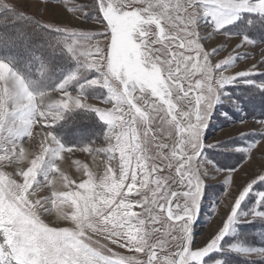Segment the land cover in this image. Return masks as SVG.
I'll return each mask as SVG.
<instances>
[{"label": "snow or ice", "instance_id": "6c2138e0", "mask_svg": "<svg viewBox=\"0 0 264 264\" xmlns=\"http://www.w3.org/2000/svg\"><path fill=\"white\" fill-rule=\"evenodd\" d=\"M138 3L143 6L134 7ZM82 7H90L95 13L90 19L103 24L104 32L95 35L105 37L104 47L98 43L91 45L95 36L60 27L61 22L42 24L38 21L66 34L65 39L50 45L53 54L57 49L66 51L77 61L76 71L52 89L62 91L65 98L45 104L48 93L35 90L45 72L44 65L40 67L37 80L29 81L0 59V152L3 153L0 162L13 164L23 160L25 151L18 148L17 142L31 136L37 118L47 121L50 117L57 121L63 116L62 110H68L71 105L74 109L94 111L106 122L109 131L105 139L110 142L106 151L113 154L109 160L119 153L118 165L107 167L98 178L85 166L88 179L75 190L71 187L72 180L61 172L64 187L69 190L53 191L50 197H38L43 184L37 176L50 182V175L59 171L56 161L60 154L73 152V148H66L51 132L45 133L43 140L47 143L41 145L40 154L31 159L26 170L21 168L17 173L22 182L11 177L5 182L3 178L7 174L0 172V264H145L135 255H122L100 245L93 239L94 235L121 249L145 253L146 264H159L155 249L157 246L163 248L166 241L161 240L158 245L150 243L151 233L145 229V224L146 221L152 225L160 224L161 217H166L167 221L164 234L176 233L172 240L179 242V250L171 257H165L163 264H200L228 233L237 209L249 191L244 188L235 199L224 222L207 244L193 250L190 233L202 200L203 177L207 175L205 169L201 170V132L225 85L241 74H252L255 68L238 69L233 76L223 75L235 57L210 64L209 56L217 50L204 51L196 23L199 17H208L214 22L215 30L220 31L233 22L240 11L264 14V0L255 4L250 0H185L174 4L166 0H93L90 6ZM5 9L16 12L13 5L0 0V10ZM78 10L75 5H70L64 12ZM84 15L89 16L88 13ZM177 21L183 27H179ZM168 24L179 27V31L175 34L166 32L165 25ZM6 26L5 19L0 23V29ZM93 55L98 59L90 60ZM129 65L134 66L135 71H129ZM213 69L220 70L218 79L213 75ZM93 70L99 76L88 79L87 74ZM197 71L202 78L185 87V82ZM111 80L118 81L122 89L113 87ZM73 83L79 89L75 97L67 91V86ZM97 85L107 89V98L103 102L114 101L111 109L83 102L84 88ZM137 89L141 94L150 92L156 98L152 102L144 100L146 111L137 106L136 101L142 99V96L134 95ZM173 98L185 101V107L177 111ZM154 123L157 124L155 132L151 128ZM137 124L144 126V143L150 133L155 142L156 132H166L172 142L154 143L155 156L148 155L141 147ZM116 127L119 131H113ZM113 138L115 143H111ZM81 150L93 152L90 147ZM157 161L167 163L161 167ZM165 168L169 174L158 175ZM137 185L150 196L137 191L133 197L131 194ZM80 190H84L83 194ZM261 199L264 200V195ZM56 201H62L71 211L58 209L59 219L66 224L52 226L41 216L49 213V204L54 205ZM137 207L141 209L140 213L133 211ZM158 231L160 229L155 227L151 229V232Z\"/></svg>", "mask_w": 264, "mask_h": 264}, {"label": "rangeland", "instance_id": "374dc122", "mask_svg": "<svg viewBox=\"0 0 264 264\" xmlns=\"http://www.w3.org/2000/svg\"><path fill=\"white\" fill-rule=\"evenodd\" d=\"M3 2L13 5L18 14L30 15L42 24L61 22L59 24L60 27L74 28L78 32L83 31L89 35H93L95 39L90 42L91 45L98 43L101 47H104L106 43L104 36L95 35L104 32L103 24L97 20L90 19L91 16L95 15L90 7H82L85 5L90 6L93 0H3ZM166 2L174 4L177 2L183 3L185 0H166ZM250 2L255 4L259 0H250ZM70 5H75L80 10L65 13L64 9ZM141 6L143 5L139 3L134 5V7ZM245 12L252 11L238 12L233 22L226 24L220 31L215 30L214 22L208 17L201 16L196 23V32L201 37L199 43L204 51L212 53L213 49L217 50L214 55L209 56L208 62L210 64L214 65L221 60L227 59L229 56L235 57L232 65L223 71V75L233 76L238 69L248 70L252 69L253 66L255 68L252 74H241L235 81L225 85L221 90L219 99L209 111L206 127L201 132V170L205 169L207 175L203 177L202 200L198 204V213L190 233L193 250L203 248L207 244L218 230V227L224 222L235 199L243 192L244 188H248L249 191L245 195L244 200L241 201L228 233L202 258L200 264H264V237L260 235L257 227H255L259 223L264 225V200L261 199V196L264 195V114H261V112H264V27L255 26V24H251L250 26L242 24L241 32L237 28H233V24L238 17ZM85 13H88L89 16L85 17ZM173 15L175 16V13ZM248 20V17L245 18V22ZM257 23L259 25L263 24L262 22ZM176 24L179 25V21ZM179 27H183V25H179ZM179 27L168 24L165 25V30L170 34H175L179 31ZM22 28L21 26L13 32L15 38H17L14 43V52L21 57H32L33 61L30 66L40 67L43 62L42 59L44 60L43 52L47 53L48 47L44 44L41 48L43 37L40 39L37 36H33L32 40L28 39V37L20 39L22 34H26ZM189 30H191V26H189ZM20 32L22 33L19 34ZM39 34L42 35L41 33L36 35ZM3 38L7 40L6 36ZM65 38L66 34L64 32H58V38L55 39L58 41ZM156 47H159V45ZM35 52L43 56H34L33 53ZM52 53L49 52V55ZM18 55L17 57L19 58ZM52 55L53 58L58 59L57 55ZM192 55H195V53H192ZM67 56L69 57V61L66 62L70 68L67 69L61 81H53L52 83V81H44L42 77L35 85L36 91H46L48 93L44 98L45 104L51 103L53 100L65 98L62 91H52V89L56 88L67 75L75 72L78 67L77 61L68 54ZM89 59H98V57L93 55ZM5 61L10 64L14 71H17L9 61ZM59 62L61 63L62 60L60 59ZM128 69L129 71H135L132 65H129ZM38 74H40V70ZM220 74V70L213 69V75L217 79ZM87 75L88 79H94L99 76V73L93 70ZM22 76L29 81L37 80V78L32 79L24 75ZM201 78V73L197 71L189 81L185 82V87H187V83L194 84L196 80ZM110 83L113 87L122 89L118 81L111 80ZM238 86H241L248 92L252 91L253 95L256 94V90L253 87L258 89L257 94H259V97L256 101L258 105L253 102L252 105L248 104L247 108L252 112L259 113V116L254 114V116H251L246 113V109L242 108L241 104L243 101L240 104L236 98ZM67 91L72 97L77 96L79 93V89L75 83L67 86ZM134 95L142 96L141 100L136 101L137 106L142 111L147 110L144 100L152 102L156 99L151 96L150 92L141 94L139 89H137ZM106 98L107 89L99 85L84 88L82 100L86 104L101 109H111L114 101L105 104L103 101ZM173 103L177 105V111L183 109L186 105L185 101H177L175 98H173ZM125 110H127L126 105ZM62 111L63 116L57 121H52L50 117L47 121H44L38 117V122L32 128L31 136H25L17 142L18 148L22 147L25 151V158L23 160H18L13 164L0 162V172L7 174L3 178L5 182L8 177L22 182V178L17 173L21 168L26 170L30 166L31 159L40 154L41 145L47 143L43 140L47 132H51L66 148H73V152L69 153L65 151L60 154V157L56 161L59 171L50 175V182L44 181L42 176H37V179L43 184L38 197H50L53 191L69 190L64 187V181L60 176L61 172L72 180L71 187L72 190H75L77 185L88 179L87 173L84 172L85 166L97 178L103 176L107 167H117L119 153L115 154L114 159L109 160V157L113 154L106 151L110 143L105 139L109 131L106 122L102 121L91 110L74 109L70 105L68 110ZM84 111H87V113ZM151 128L155 132L157 124H152ZM143 130L144 126L137 124V131L141 138V147L146 149L147 154L150 156H155L156 153L154 143L164 142L170 144L172 142L166 132H156L157 140L155 142L152 141L150 133L147 143H144ZM113 131H119V128L116 127ZM111 143H115L114 138ZM84 147L92 148L93 152L82 151L81 149ZM249 153H251L250 156L248 155ZM2 154L0 152V155ZM157 163H160L161 167H163L167 162L157 161ZM65 165L73 169L74 175L68 172V168L66 169ZM232 170H236V172L232 173ZM45 171H47V166L45 167ZM168 174L167 168L162 173H158L161 176H167ZM80 191L83 194L84 190ZM138 191H141L142 195L147 193V190ZM136 192L133 190V197L136 196ZM147 194L150 196V193ZM49 207L51 211L41 216L44 222L52 226L66 224V222L59 219L57 211L58 209L71 211V209L62 201H56L54 205L50 203ZM133 211L140 213L141 209L137 207ZM256 212L261 213V215L254 216L253 213ZM166 226V217H161L160 224L152 225L147 221L145 224V229L151 233L149 236L150 243L158 245L161 240L166 241L163 248L157 246L155 249L159 264H163L165 257H171L179 250L177 246L179 242L172 240V235L176 233L164 234ZM153 227L160 229V231L151 232ZM93 239L99 241L100 245L112 248L114 252L126 256L135 255L137 259L145 261L146 264L147 256L143 252L134 253L126 248L121 249L101 236L94 235Z\"/></svg>", "mask_w": 264, "mask_h": 264}, {"label": "trees", "instance_id": "16d2710c", "mask_svg": "<svg viewBox=\"0 0 264 264\" xmlns=\"http://www.w3.org/2000/svg\"><path fill=\"white\" fill-rule=\"evenodd\" d=\"M248 17V21L245 22V18ZM7 20V26L4 27L3 29H0V58L5 59L9 61L13 67L22 75L28 77V78H37L38 71L40 70L39 68L41 67H34L30 66L32 65V57H21L20 55L19 58L15 54V38L14 35V30H17L19 27H23V32L26 34H22L20 36V39L23 37H28V39H33V36H37V38H42V46L46 44L47 48V53L43 52L44 56L41 55L40 53H33L34 56L40 57L43 56L44 60L42 59V65L45 66V72L43 74V80L44 81H61V78L65 75L67 72V69L70 67L67 65V62L69 61V57L67 56L65 51L57 49L54 55L58 56V59L53 58V53L49 55V52H52L50 45H53L58 38V32L54 31L51 28H47L43 25H41L39 22H37L33 17L27 14H18L15 11L11 10H0V23H2L4 20ZM257 22H262L263 24L259 25ZM242 24H245L246 26H250L251 24H255V26L259 27H264V14L262 13H252V12H245L242 13L236 22L233 24V28H237L239 32H241ZM9 30V31H8ZM4 31V33H3ZM20 32L19 34H21ZM38 33H41L42 35H36ZM7 37V40H4ZM22 41V40H21ZM32 54V53H31ZM16 55V56H15ZM51 56V58H50ZM34 58V57H33ZM62 60V62L58 63L59 60ZM58 60V61H57ZM51 61V62H49ZM54 61V63H53ZM67 61V62H66ZM49 62V63H48ZM41 65V64H40ZM28 68V70H26ZM50 77V78H49ZM50 85V84H49ZM233 89V88H232ZM254 90H256V94L253 95V92H248L247 90H244L241 86H238L236 93L237 96L236 98L238 99L239 103L241 104L242 101L243 103L242 108L246 109V113L249 115H257L259 116V113L252 112L251 110H248L247 106L254 104L258 105V100L259 94H257V88L253 87ZM249 104V105H248ZM87 113V111H84ZM252 113V114H251ZM91 114V113H90ZM89 114V115H90ZM261 114H264V112H261ZM253 115V116H254ZM252 224V223H251ZM250 224V225H251ZM255 227H257V230L259 231L260 235H263L264 237V225L262 224H257Z\"/></svg>", "mask_w": 264, "mask_h": 264}, {"label": "bare ground", "instance_id": "6f19581e", "mask_svg": "<svg viewBox=\"0 0 264 264\" xmlns=\"http://www.w3.org/2000/svg\"><path fill=\"white\" fill-rule=\"evenodd\" d=\"M65 167H66V169L68 168L67 165H65ZM68 172L71 173L72 175H74V173H75V172L73 171V169H71V168H68Z\"/></svg>", "mask_w": 264, "mask_h": 264}, {"label": "crops", "instance_id": "0c3cea01", "mask_svg": "<svg viewBox=\"0 0 264 264\" xmlns=\"http://www.w3.org/2000/svg\"><path fill=\"white\" fill-rule=\"evenodd\" d=\"M135 187H136V188H135ZM135 187H134V191H138V190H140V189H139V185H137V186H135ZM135 194H136V193H135ZM131 195L134 196L133 193H132Z\"/></svg>", "mask_w": 264, "mask_h": 264}]
</instances>
